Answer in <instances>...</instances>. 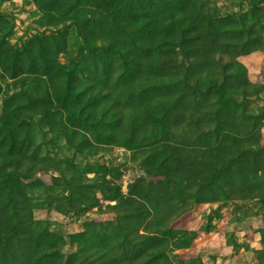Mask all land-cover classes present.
I'll use <instances>...</instances> for the list:
<instances>
[{"label": "rangeland", "instance_id": "1", "mask_svg": "<svg viewBox=\"0 0 264 264\" xmlns=\"http://www.w3.org/2000/svg\"><path fill=\"white\" fill-rule=\"evenodd\" d=\"M0 264H264V0H0Z\"/></svg>", "mask_w": 264, "mask_h": 264}]
</instances>
